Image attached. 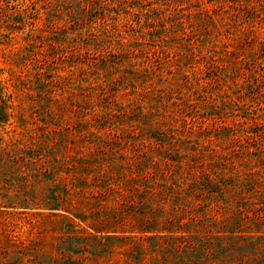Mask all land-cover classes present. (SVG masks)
Instances as JSON below:
<instances>
[{"label":"rangeland","instance_id":"rangeland-1","mask_svg":"<svg viewBox=\"0 0 264 264\" xmlns=\"http://www.w3.org/2000/svg\"><path fill=\"white\" fill-rule=\"evenodd\" d=\"M0 264H264V0H0Z\"/></svg>","mask_w":264,"mask_h":264},{"label":"trees","instance_id":"trees-1","mask_svg":"<svg viewBox=\"0 0 264 264\" xmlns=\"http://www.w3.org/2000/svg\"><path fill=\"white\" fill-rule=\"evenodd\" d=\"M225 184L227 185V184H231V183H229V182L227 181V179H226V180L224 179V184H223V185H225Z\"/></svg>","mask_w":264,"mask_h":264}]
</instances>
